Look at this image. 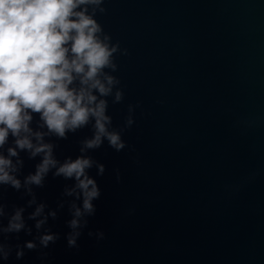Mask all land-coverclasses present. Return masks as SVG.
I'll return each instance as SVG.
<instances>
[{"label": "water", "instance_id": "1", "mask_svg": "<svg viewBox=\"0 0 264 264\" xmlns=\"http://www.w3.org/2000/svg\"><path fill=\"white\" fill-rule=\"evenodd\" d=\"M104 7L98 22L128 50L113 73L124 100L109 98L108 114L119 127L139 103L124 134L135 151L105 143L90 153L106 167L96 214L79 250L64 240L66 208L49 222L61 235L44 250L51 264H264V0ZM88 135L59 141L58 158H75ZM34 163L25 160V173ZM64 183L49 176L38 197L55 208ZM0 202L25 203L11 189H0ZM97 230L104 240L87 235ZM38 256L9 264H40Z\"/></svg>", "mask_w": 264, "mask_h": 264}, {"label": "clouds", "instance_id": "2", "mask_svg": "<svg viewBox=\"0 0 264 264\" xmlns=\"http://www.w3.org/2000/svg\"><path fill=\"white\" fill-rule=\"evenodd\" d=\"M105 3L0 0V189H11L25 201L0 202V264L13 257L22 261L26 252H38L40 264H51L44 250L61 235L49 222L65 208L69 219L64 240L68 249L79 250L102 195L97 177L106 171L90 153L105 143L116 153L135 151L124 134L135 124L139 103L128 105L119 127L108 114L109 98L113 105L124 100L121 80L113 73L118 57L127 56L128 50L113 42L98 22L97 16L107 12ZM83 129L90 135L78 141V155L58 158L59 141ZM25 160L35 162L27 173ZM49 176L65 182L55 208L37 192ZM116 179H121L119 170ZM21 233L31 239L21 243ZM87 235L105 239L101 230Z\"/></svg>", "mask_w": 264, "mask_h": 264}]
</instances>
